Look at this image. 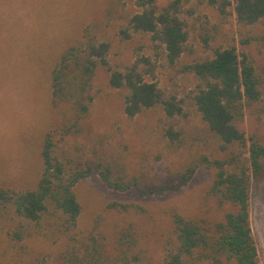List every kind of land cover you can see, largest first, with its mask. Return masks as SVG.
<instances>
[{"label":"rangeland","instance_id":"1","mask_svg":"<svg viewBox=\"0 0 264 264\" xmlns=\"http://www.w3.org/2000/svg\"><path fill=\"white\" fill-rule=\"evenodd\" d=\"M172 1L158 0V6ZM140 11L135 0H0V187L30 189L37 183L42 170L41 139L72 117L70 105L53 104L51 72L63 49L85 34L108 42L111 50L108 67L99 66L96 71L95 100L83 132L67 146L72 154L102 156L129 179L154 181H162L203 156H222L196 107L187 106V115L175 118L167 117L161 106L127 117L126 91L110 86L111 73L125 71L146 58L149 63L141 65L146 80L157 82L167 94L186 99L197 81L183 67L213 58L218 49L236 47L262 74L264 24H239L234 4L222 15L209 0H181L188 51L171 65L160 43L129 28L130 19ZM238 127L264 143V101L247 109ZM169 128L180 133L177 143L165 135ZM214 178L212 169L200 167L181 191L147 197L136 191H112L99 176L87 178L76 187L82 205L76 245L102 236L107 247L112 246L121 230L132 223L140 235L135 249L140 262L136 264H164L165 246L173 232L172 212L196 218L220 216L216 201L207 196ZM112 203L139 204L143 212L122 214L108 209ZM251 204L253 233L264 264V180L253 184ZM52 236L48 242L32 240L22 250L24 257L29 253L34 264H60L65 238Z\"/></svg>","mask_w":264,"mask_h":264},{"label":"trees","instance_id":"2","mask_svg":"<svg viewBox=\"0 0 264 264\" xmlns=\"http://www.w3.org/2000/svg\"><path fill=\"white\" fill-rule=\"evenodd\" d=\"M180 2L175 0L159 8L158 0H135L141 9L129 22L135 33L149 34L165 50L169 64L176 65L188 51L189 34L180 17ZM222 15L234 4L239 24H264V0H209ZM111 45L82 35L67 45L51 72L53 104L71 106L72 117L51 129L43 138L42 170L30 189L0 187V264H34L22 250L34 239L51 240L56 235L61 244L60 264H136L135 249L139 232L134 224L121 230L112 246L92 236L77 246L75 230L82 214L76 194L77 185L99 176L107 188L120 193L134 192L140 197L161 196L181 191L200 167L215 173L207 196L218 205L220 216L190 217L172 212L173 232L166 244L164 264H262L253 233L251 190L264 180V143L248 136L238 125L245 111L264 101V68L258 74L253 61L236 47L218 49L213 58L183 67L196 78L195 89L182 99L167 94L157 82L147 81L138 59L125 71L114 70L110 86L126 91L124 112L134 118L147 109L161 106L166 116H186L187 106L196 107L207 132L218 142L222 156H203L188 166L170 172L162 181L145 177L127 178L102 156L87 158L68 149L70 140L83 132L95 100L93 82L99 66L108 67ZM190 102V105L188 102ZM165 135L177 143L180 133L174 128ZM108 209L142 213L135 203H112Z\"/></svg>","mask_w":264,"mask_h":264},{"label":"crops","instance_id":"3","mask_svg":"<svg viewBox=\"0 0 264 264\" xmlns=\"http://www.w3.org/2000/svg\"><path fill=\"white\" fill-rule=\"evenodd\" d=\"M41 140H42V143H43V138ZM42 143H41V151H42ZM41 151H40V156H41Z\"/></svg>","mask_w":264,"mask_h":264}]
</instances>
